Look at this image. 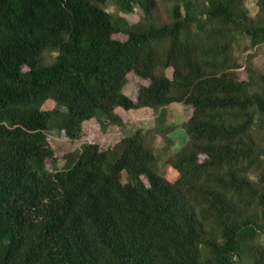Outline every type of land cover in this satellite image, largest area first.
<instances>
[{"label":"trees","instance_id":"trees-1","mask_svg":"<svg viewBox=\"0 0 264 264\" xmlns=\"http://www.w3.org/2000/svg\"><path fill=\"white\" fill-rule=\"evenodd\" d=\"M107 1L0 0V264H264V0L255 14L246 0H166L165 16L158 0H115L140 10L134 24ZM129 73L146 81L135 99ZM172 103L189 109L175 152ZM146 108L151 127L57 166L51 129L106 135Z\"/></svg>","mask_w":264,"mask_h":264},{"label":"rangeland","instance_id":"rangeland-1","mask_svg":"<svg viewBox=\"0 0 264 264\" xmlns=\"http://www.w3.org/2000/svg\"><path fill=\"white\" fill-rule=\"evenodd\" d=\"M158 2L162 16H165L166 11L169 7V3L166 0H158ZM246 6L250 14H255L257 10L256 0H246ZM105 9L113 15H118L125 18V20L129 24L138 22L141 16V12L138 8H135L132 12L129 13L121 12L117 8L115 0H108L105 5ZM114 37L121 40L125 38V35L116 34L114 35ZM246 44L247 39H245V37H241L236 44V54L241 60L244 58L243 48ZM253 62L258 68L264 67V45L259 46L256 49V56L253 59ZM236 73L240 79H245L246 74L242 69H239ZM170 74L171 70L168 69L167 75L170 76ZM127 78L128 81L123 87V92L130 98L135 99L138 87L140 85L146 84V81L135 76L133 73H129ZM44 106L46 108H53L55 106V103L53 101H50L45 103ZM166 110V124L175 126V129L167 135V138L172 141L171 150L175 152L179 150L187 140L186 133L182 128V123L184 122L186 117H188L189 109L179 103H172L166 107ZM123 117L130 120L125 130L118 131L113 129L109 134L104 135L100 132V129L98 127L88 125L86 127V132L84 133V135L79 140L75 141L69 140L62 131H58L55 128L51 129L47 133L49 146L52 148L54 155L58 158H60L69 150L89 142L97 143L100 148H105L107 145H109V143L117 141L122 136L131 134L138 127H141L142 129L151 127L154 124L155 113L149 108L137 109L126 112L125 116L123 114ZM165 141L166 140L164 138L162 139L160 136H156L154 140L155 154L158 159V171L170 182H175L178 179V174L169 164L166 163L168 154H166L165 152ZM62 163L63 160L61 158L58 159L57 166L61 167ZM45 164L49 170L53 168L52 162L50 160H46Z\"/></svg>","mask_w":264,"mask_h":264}]
</instances>
